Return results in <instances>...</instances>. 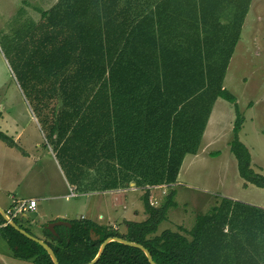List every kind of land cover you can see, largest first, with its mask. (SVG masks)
Here are the masks:
<instances>
[{
  "label": "trees",
  "instance_id": "1",
  "mask_svg": "<svg viewBox=\"0 0 264 264\" xmlns=\"http://www.w3.org/2000/svg\"><path fill=\"white\" fill-rule=\"evenodd\" d=\"M252 1L58 0L40 12L18 50L26 53L18 60L19 79L77 190L84 173L95 174L102 191L131 182H177L215 102L236 104L223 84ZM242 125L236 108L231 153L240 177L264 189V176L251 169V154L239 139ZM0 140L15 146L2 132ZM175 195L171 190L155 207L146 190L148 218L126 221L125 234L82 219L54 232L44 228V242L59 264L90 263L109 238L142 245L156 264H264V210L228 199L197 216L191 240L169 230L155 236L176 207ZM0 235L13 258L54 264L40 244L11 225ZM96 264L150 263L141 249L111 242Z\"/></svg>",
  "mask_w": 264,
  "mask_h": 264
},
{
  "label": "rangeland",
  "instance_id": "2",
  "mask_svg": "<svg viewBox=\"0 0 264 264\" xmlns=\"http://www.w3.org/2000/svg\"><path fill=\"white\" fill-rule=\"evenodd\" d=\"M57 1L0 0V132L13 141L16 135L22 136L19 149L13 148L21 158H10L9 164L19 173L18 167L29 168L28 180L35 179L39 186L41 181L44 182L43 190L49 184H56V169L46 166L48 153L37 146L41 142L46 148L51 141L40 129L42 125L36 112L37 106L28 99L21 85L18 60L26 53L23 50L24 53L19 55L18 50L24 42L27 43L25 30L37 24L40 12L49 10ZM225 18L226 15L223 22ZM223 86L236 98V104L223 99L216 101L197 152L184 157L175 184L150 187L128 185L124 190L118 189L107 195L101 191L104 186L101 180H94L91 174L84 173L79 180L82 185L79 191L96 194L70 200L59 199L55 201L53 210L50 209L53 215L69 213L71 221H95L125 234L126 221L143 222L148 218L143 204L146 190H150V202L155 207L161 206L174 190L176 207L168 211L155 236L169 230L191 240L189 232L195 226L197 216L210 214L214 208L221 206L224 199L264 210V189L240 177L237 160L230 150L238 108L243 117L239 139L251 154V169L264 176V0H253L251 3ZM3 144L7 146L0 143V166L3 156L8 153ZM11 155L8 154L9 157ZM59 163L61 165L60 160ZM63 169L67 175L66 168ZM27 214L30 215L29 212ZM69 218L65 222H70ZM40 240L46 241V238ZM0 246L7 244L0 242Z\"/></svg>",
  "mask_w": 264,
  "mask_h": 264
},
{
  "label": "crops",
  "instance_id": "3",
  "mask_svg": "<svg viewBox=\"0 0 264 264\" xmlns=\"http://www.w3.org/2000/svg\"><path fill=\"white\" fill-rule=\"evenodd\" d=\"M233 55H234V53H233ZM233 55H232V57H233ZM230 61H231V59H230ZM230 61H229V64H230ZM229 64H228V66H229ZM1 119H4V117ZM209 119H210V117H209ZM40 129H41V131L43 130L41 127H40ZM7 135H8V133H7ZM21 139H22V136L20 134L15 136V140L13 141L15 143V146H9L7 143L0 140V143L2 142V143H5L7 145V146H5L3 144L4 150L6 152H8L7 156H3L4 160L2 162V165L0 166V208L3 209L4 211H7L13 206L14 202L25 201V200H36L37 201V208L34 211L29 212L31 216L27 213L20 215L19 222L25 228L28 229V231L30 232V233L27 232L28 234H30V235L32 234L33 237L40 240V239H43V237L46 238L45 236H43L44 235V232H43L44 228H47V227L49 228V226L51 224L56 223V222H60V221L65 222V219L69 218V213H65V212L53 215V211H52L53 208L52 207L55 205L54 204L55 201H58L59 199H63V198H65L66 200H70L72 198L84 197L88 194H96V193L80 192L79 190H77V185H75V184L73 185L70 183L65 171L63 170V168L60 165L59 160L57 158V150L55 151V148L50 143H48V145L46 146L47 149L43 147V144H41V142H39L40 146H37V147L42 148L44 152L48 153L49 158H47V160H46V166L51 165V167L56 169V172H55V175L57 178L56 184L55 183L53 185L49 184L47 186V189L43 190L42 188H43L44 182L41 181V183H39L41 185L39 186L35 182V179H33L32 181L28 180L27 177L29 176V173H30L29 168L23 169L21 167L19 168L17 165L20 173L17 171H14L11 168V165L9 164L8 159L14 158L16 160V158H18V159L21 158V156L18 154L17 151L14 152L15 151L14 149H16V150L19 149L18 145H19ZM7 147H9V148H7ZM0 148H2V147L0 146ZM58 150H59V147H58ZM9 153L12 154L10 157L8 156ZM24 153H25L24 155L29 156L26 152H24ZM18 163L20 165V161ZM21 170H23V171H21ZM91 177H95V174H92ZM77 180L78 179H76V181ZM129 185L130 186H136V183L131 182V183H129ZM21 187H22V191H19L21 189ZM120 189L124 190L125 188H120ZM116 190H118V189L104 190V191L101 190V191L107 195H110V194L114 193V191H116ZM92 192H96V191H92ZM50 209H52V210H50ZM0 216L2 217L1 214H0ZM69 220H70V218H69ZM44 223H46V224H44ZM67 223H69V222H67ZM18 225H19V223H18ZM0 242L7 244V246H3V247L0 246V264H17V263L34 264L32 261H22V260H18V259L13 258V254L9 248L8 243L1 237V235H0Z\"/></svg>",
  "mask_w": 264,
  "mask_h": 264
},
{
  "label": "water",
  "instance_id": "4",
  "mask_svg": "<svg viewBox=\"0 0 264 264\" xmlns=\"http://www.w3.org/2000/svg\"><path fill=\"white\" fill-rule=\"evenodd\" d=\"M0 214L2 215L3 219L9 224L11 225L13 228H15L17 231H19L21 234H23L24 236H26L28 239L40 244L46 251L47 253L49 254V256L51 257V260L53 261L54 264H59L56 257H55V254L54 252L52 251V249L44 242V241H41L35 237H33L32 235L28 234L27 232H25L24 230L20 229V227L13 221L11 220L10 218H8L5 214V211L3 209L0 208ZM58 225H66V226H70L69 223L67 222H64V221H60V222H56V223H53L49 226V229L54 232V228ZM111 242H119V243H122L124 245H127V246H131V247H135V248H139L141 249L148 261L150 264H156L153 259H152V256L151 254L140 244H136V243H132V242H128L126 240H123V239H120V238H109L107 239L101 246L100 248V251L98 253V255L88 264H96L98 262V260L100 259L101 255L103 254L104 250H105V247L111 243Z\"/></svg>",
  "mask_w": 264,
  "mask_h": 264
},
{
  "label": "built area",
  "instance_id": "5",
  "mask_svg": "<svg viewBox=\"0 0 264 264\" xmlns=\"http://www.w3.org/2000/svg\"><path fill=\"white\" fill-rule=\"evenodd\" d=\"M37 208L36 200H25L20 202H14L13 206L6 211L7 217L11 220H15L27 212L34 211ZM5 224L0 225V229L4 227Z\"/></svg>",
  "mask_w": 264,
  "mask_h": 264
}]
</instances>
